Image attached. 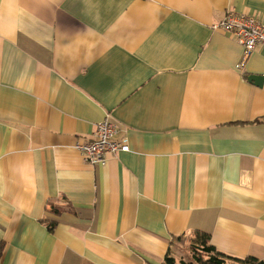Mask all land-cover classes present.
Instances as JSON below:
<instances>
[{"label":"crops","instance_id":"1","mask_svg":"<svg viewBox=\"0 0 264 264\" xmlns=\"http://www.w3.org/2000/svg\"><path fill=\"white\" fill-rule=\"evenodd\" d=\"M227 10L264 25V0H0V264H180L196 230L264 260V47L235 68ZM106 115L129 150L90 164Z\"/></svg>","mask_w":264,"mask_h":264},{"label":"built area","instance_id":"2","mask_svg":"<svg viewBox=\"0 0 264 264\" xmlns=\"http://www.w3.org/2000/svg\"><path fill=\"white\" fill-rule=\"evenodd\" d=\"M211 28L229 33L242 46L241 59L235 65L238 70L244 67L245 60L257 46L264 47V25L253 15L227 10ZM116 131V123L106 115L96 124L92 137L77 141L74 147L88 163L105 165L109 154L129 150L125 137L114 138Z\"/></svg>","mask_w":264,"mask_h":264},{"label":"trees","instance_id":"3","mask_svg":"<svg viewBox=\"0 0 264 264\" xmlns=\"http://www.w3.org/2000/svg\"><path fill=\"white\" fill-rule=\"evenodd\" d=\"M50 211L58 212L53 205L48 208ZM185 236L176 237L180 240ZM190 241L191 259L185 261L180 260V264H264V260L254 256H246L244 258L233 257L218 251L209 240L206 232L195 231L193 235L187 237ZM1 253V247H0ZM162 264H175L173 256L167 254Z\"/></svg>","mask_w":264,"mask_h":264},{"label":"rangeland","instance_id":"4","mask_svg":"<svg viewBox=\"0 0 264 264\" xmlns=\"http://www.w3.org/2000/svg\"><path fill=\"white\" fill-rule=\"evenodd\" d=\"M177 245V258H182L185 261L191 259V248L189 239L187 237H183L178 241Z\"/></svg>","mask_w":264,"mask_h":264},{"label":"water","instance_id":"5","mask_svg":"<svg viewBox=\"0 0 264 264\" xmlns=\"http://www.w3.org/2000/svg\"><path fill=\"white\" fill-rule=\"evenodd\" d=\"M248 79L254 81L258 85H261L262 84V79H261V77L259 75L251 74L248 77Z\"/></svg>","mask_w":264,"mask_h":264}]
</instances>
